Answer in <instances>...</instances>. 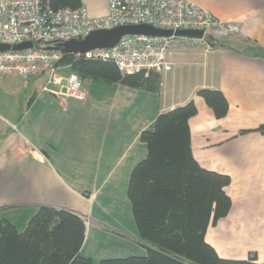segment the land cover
<instances>
[{"label": "crops", "instance_id": "crops-1", "mask_svg": "<svg viewBox=\"0 0 264 264\" xmlns=\"http://www.w3.org/2000/svg\"><path fill=\"white\" fill-rule=\"evenodd\" d=\"M186 1L240 26L223 42L229 48L175 53L153 91L85 80V102L35 94L16 124L0 115V221L22 232L40 206L63 209L86 223L83 257L98 263L145 256L153 247L121 213L130 173L147 155L139 137L159 114L193 102L192 156L230 180V210L204 240L220 259L264 264V135L254 131L264 126V0ZM81 3L93 18L109 10L108 0ZM201 89L223 94L225 117L214 116L197 95Z\"/></svg>", "mask_w": 264, "mask_h": 264}, {"label": "trees", "instance_id": "trees-1", "mask_svg": "<svg viewBox=\"0 0 264 264\" xmlns=\"http://www.w3.org/2000/svg\"><path fill=\"white\" fill-rule=\"evenodd\" d=\"M49 4L53 11L82 6L81 0H49ZM210 43L212 48H229L217 40ZM260 53L264 57V50ZM56 66L66 75L76 74L82 82L149 91L158 82V74L127 76L112 62L77 59L72 54H62ZM197 95L217 119L227 115L228 104L221 92L201 89ZM196 114L195 105L189 102L159 114L153 128L140 134L147 155L132 169L126 194L140 238L153 247L146 249L145 256L94 263L81 255L85 221L67 210L40 206L22 232L0 221V264H257L254 258L220 259L204 240L207 228L230 210L224 192L230 180L203 170L194 160L188 122ZM254 131L264 135V126Z\"/></svg>", "mask_w": 264, "mask_h": 264}, {"label": "built area", "instance_id": "built-area-1", "mask_svg": "<svg viewBox=\"0 0 264 264\" xmlns=\"http://www.w3.org/2000/svg\"><path fill=\"white\" fill-rule=\"evenodd\" d=\"M109 10L103 17L93 18L84 7L53 11L49 0H0V44L8 51L0 52V79L19 76L25 79L46 74L42 92L59 100L85 102L83 82L76 74L61 76L63 68L56 64L62 54L47 51L89 34L118 26L147 25L161 31H201L200 39L187 37H154L127 35L108 50L74 54L77 59L112 62L123 75L171 71L170 58L178 52L212 50L210 40L238 36V24L222 22L210 12L186 0H108ZM32 43L33 48L13 51L12 47ZM40 47H37V46ZM0 121L2 119L0 118ZM11 129L16 130L11 125Z\"/></svg>", "mask_w": 264, "mask_h": 264}, {"label": "water", "instance_id": "water-1", "mask_svg": "<svg viewBox=\"0 0 264 264\" xmlns=\"http://www.w3.org/2000/svg\"><path fill=\"white\" fill-rule=\"evenodd\" d=\"M127 35H143L154 37H187L200 39L203 37L201 31H161L147 25L118 26L110 30L95 31L81 40H72L54 46H47V51L59 52L61 54H85L94 50H108L114 47L119 40ZM33 48L32 43H23L12 47L13 51H23ZM8 45L0 44V52L8 51Z\"/></svg>", "mask_w": 264, "mask_h": 264}, {"label": "rangeland", "instance_id": "rangeland-1", "mask_svg": "<svg viewBox=\"0 0 264 264\" xmlns=\"http://www.w3.org/2000/svg\"><path fill=\"white\" fill-rule=\"evenodd\" d=\"M227 39L217 40L218 42H225ZM61 76L66 74L61 72ZM47 80L46 74H39L37 76L25 79L19 76H9L5 79H0V115L6 121L16 124V120L21 116L25 117L27 112V104L30 99L36 95L42 96V88L45 86ZM95 93H100V90L95 88L93 90ZM21 125H24V121H20ZM127 207H122L121 213L124 216L126 212L127 221L122 218L126 226H128V221L131 222L133 226L134 220L131 213V206L129 201L126 199ZM125 211V212H124ZM90 219V218H89ZM87 220L88 229L91 225L90 220ZM93 225V224H92ZM87 234V233H86ZM86 241V237H85ZM85 243V242H84ZM116 247H121L120 244H117Z\"/></svg>", "mask_w": 264, "mask_h": 264}]
</instances>
